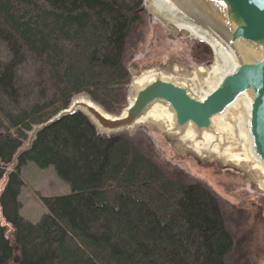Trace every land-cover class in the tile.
<instances>
[{"label": "trees", "instance_id": "obj_1", "mask_svg": "<svg viewBox=\"0 0 264 264\" xmlns=\"http://www.w3.org/2000/svg\"><path fill=\"white\" fill-rule=\"evenodd\" d=\"M143 3L0 0V183L32 126L72 97L87 93L110 113L126 106L130 61L149 24ZM191 47L196 62L213 59L207 43ZM26 65L29 79L19 81ZM27 161L54 166L71 188L43 199L49 211L37 223L20 215ZM256 200L264 214V196ZM230 209L207 182L162 160L146 133L99 135L78 112L38 131L8 175L0 264H234Z\"/></svg>", "mask_w": 264, "mask_h": 264}, {"label": "water", "instance_id": "obj_2", "mask_svg": "<svg viewBox=\"0 0 264 264\" xmlns=\"http://www.w3.org/2000/svg\"><path fill=\"white\" fill-rule=\"evenodd\" d=\"M144 3L169 29L192 28L211 47L215 69L203 76L198 66L151 62L135 70L119 114L78 94L34 128L29 145L37 131L78 112L103 136L149 125L180 157L237 175L264 194V0Z\"/></svg>", "mask_w": 264, "mask_h": 264}, {"label": "rangeland", "instance_id": "obj_3", "mask_svg": "<svg viewBox=\"0 0 264 264\" xmlns=\"http://www.w3.org/2000/svg\"><path fill=\"white\" fill-rule=\"evenodd\" d=\"M145 9L147 10L146 6ZM147 11L149 24L144 29L138 51L134 53L130 61L133 76L135 70L142 69L151 62L167 64L171 61H178L191 67L212 64L213 59L205 63L196 62L191 53V46L197 40L193 39L189 33L169 29L149 10ZM4 52L7 56L6 50L2 53ZM29 68L30 65L23 66L18 74L19 81L27 82ZM10 107L13 108V106ZM137 131L148 135L162 160L204 180L232 206L230 220L235 226L234 239L237 242L236 246L239 247L236 252V259L239 258V261L235 259L234 264H264V214L256 200L261 192L237 175L200 167L193 159L180 157L177 151L162 141L156 130L149 125H137L133 133ZM30 136L31 133H28L22 149L29 145ZM7 168V172L10 173L15 168V163H11ZM4 177L0 183V193L7 184L8 175ZM20 177L22 180L19 192L20 215L32 223H37L49 211L44 198L67 194L71 191L70 185L57 175L54 166L40 168L33 161H27L20 167ZM236 213L240 215L237 216Z\"/></svg>", "mask_w": 264, "mask_h": 264}, {"label": "bare ground", "instance_id": "obj_4", "mask_svg": "<svg viewBox=\"0 0 264 264\" xmlns=\"http://www.w3.org/2000/svg\"><path fill=\"white\" fill-rule=\"evenodd\" d=\"M177 29L187 31L193 39H198L200 37L192 28L187 27L186 25H180L177 23ZM210 69H212V71H213L215 69V67L213 66V68H211V67L207 68V67H203V66H198L197 73L199 75L208 76L211 73ZM37 126L38 125H33L32 129L30 131H28L27 133H32L34 131V128Z\"/></svg>", "mask_w": 264, "mask_h": 264}, {"label": "snow or ice", "instance_id": "obj_5", "mask_svg": "<svg viewBox=\"0 0 264 264\" xmlns=\"http://www.w3.org/2000/svg\"><path fill=\"white\" fill-rule=\"evenodd\" d=\"M223 2V0H221V3Z\"/></svg>", "mask_w": 264, "mask_h": 264}]
</instances>
